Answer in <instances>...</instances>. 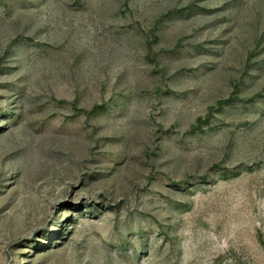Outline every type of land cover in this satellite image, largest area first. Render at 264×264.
Returning a JSON list of instances; mask_svg holds the SVG:
<instances>
[{"label":"rangeland","instance_id":"374dc122","mask_svg":"<svg viewBox=\"0 0 264 264\" xmlns=\"http://www.w3.org/2000/svg\"><path fill=\"white\" fill-rule=\"evenodd\" d=\"M0 264H264V0H0Z\"/></svg>","mask_w":264,"mask_h":264}]
</instances>
